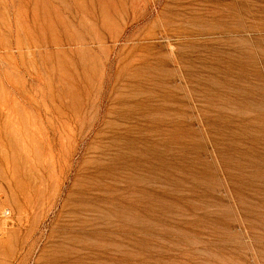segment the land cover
<instances>
[{
    "label": "rangeland",
    "instance_id": "374dc122",
    "mask_svg": "<svg viewBox=\"0 0 264 264\" xmlns=\"http://www.w3.org/2000/svg\"><path fill=\"white\" fill-rule=\"evenodd\" d=\"M0 264H264V0H0Z\"/></svg>",
    "mask_w": 264,
    "mask_h": 264
},
{
    "label": "built area",
    "instance_id": "2783aa9c",
    "mask_svg": "<svg viewBox=\"0 0 264 264\" xmlns=\"http://www.w3.org/2000/svg\"><path fill=\"white\" fill-rule=\"evenodd\" d=\"M9 210L7 208H0V217H8Z\"/></svg>",
    "mask_w": 264,
    "mask_h": 264
}]
</instances>
